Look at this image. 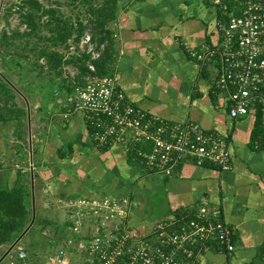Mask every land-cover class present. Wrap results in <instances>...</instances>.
<instances>
[{
	"label": "crops",
	"instance_id": "1",
	"mask_svg": "<svg viewBox=\"0 0 264 264\" xmlns=\"http://www.w3.org/2000/svg\"><path fill=\"white\" fill-rule=\"evenodd\" d=\"M216 19L215 6L206 0H118L116 18L106 28L113 39L111 64L117 89L152 116L174 123L189 119L205 131L223 135L233 153L231 170L198 167L190 160L169 178L143 171L122 145L106 150L95 146L69 80L56 73L49 79H35L30 82L33 93L23 81L14 102L22 111L26 110L17 95L27 103V121L24 116L20 122L0 121V186L31 181L32 220L14 242L0 246V264H46L58 249L67 251L71 264H82L81 253L75 250L80 237L71 231L77 216L69 210L72 204L68 211L62 210L66 247L59 246L45 261L23 262L17 256L31 248L37 253L42 247L34 224L36 208L108 197H131L135 207L128 224L136 235L162 219L192 212L201 198L207 199L230 228L234 249L227 254L217 242H209L200 264L261 263L264 149L255 148L256 120L251 114L231 118L226 99L214 91L216 62L202 66L187 52L189 47L218 42ZM101 46L103 51L105 44ZM73 68V75L78 74ZM152 199L162 207L154 220L148 211ZM70 239L75 244L70 245Z\"/></svg>",
	"mask_w": 264,
	"mask_h": 264
},
{
	"label": "built area",
	"instance_id": "2",
	"mask_svg": "<svg viewBox=\"0 0 264 264\" xmlns=\"http://www.w3.org/2000/svg\"><path fill=\"white\" fill-rule=\"evenodd\" d=\"M207 1L217 9L218 42L189 47L187 52L202 66L216 62L214 91L226 99L231 118L256 110L264 116V0ZM75 50L96 60L102 46L98 48L88 31ZM88 69L92 75L76 88V104L97 128L93 137L99 145L120 144L132 151L141 170L165 178L190 160L229 170V144L219 134L206 132L189 119L174 123L152 116L132 105L117 89L115 77H96L91 62ZM74 205L77 216L71 231L80 237L82 264H200L209 242H217L227 254L234 249L230 228L204 199L192 212L162 219L141 235L129 228L135 207L131 197L83 198ZM68 243L74 244L72 239ZM17 258L26 261V253L20 251ZM46 264L71 263L67 251L60 249ZM259 264H264V256Z\"/></svg>",
	"mask_w": 264,
	"mask_h": 264
},
{
	"label": "trees",
	"instance_id": "3",
	"mask_svg": "<svg viewBox=\"0 0 264 264\" xmlns=\"http://www.w3.org/2000/svg\"><path fill=\"white\" fill-rule=\"evenodd\" d=\"M75 1H79L80 3L85 5L88 8V13L96 17V19L94 20L95 21L94 31L99 36L98 43L96 42L97 38L94 36V34H92L91 32L90 33L92 34L93 42L97 44L98 48H100L102 44H105L104 50L101 51L100 58L96 60H91V56L86 53L77 54L78 56H74V57L65 56L66 54H68V52L63 53L59 50L58 47L62 46L66 50H68L69 48L68 46H70L72 42H74L75 44L79 42L80 38L85 33L86 29L81 24V22H79L78 27H76L75 25L72 26L69 20H62V18L56 16L55 8H44L39 0H22L21 9L26 10L24 14V21H25L24 24L28 28L29 33L19 34L16 32V33H13L12 35L14 36V38L18 39L21 37V35L24 36V35H29L31 33H35L38 30L37 19H41L44 16H48L49 22L54 20L55 24L50 28V32L52 36L49 38L53 46L52 50L50 51L48 49H44L41 52L40 56L45 58L46 63L52 72L56 73V75L61 78L63 76L62 78L63 81L64 80L70 81L69 84L71 87L69 88H70V91L73 90L72 97L74 96L73 98L76 102V96H75L76 88L80 85H83V83L85 82L84 79L86 77H88L89 75H92L90 70L88 69V62L89 63L91 62L95 66L96 74L94 75L96 77H99V78L108 77V76L115 77L114 71L112 70V64H111L113 60V50H112L113 39H112L111 32L106 28V26L108 22L116 18L118 0H102V3L100 4V6H97L96 8L93 6L94 0H75ZM7 34H8L7 31L2 33L1 46H5L6 43L8 42L9 34L8 35ZM67 66H72V67L77 68L78 74L74 76V79L71 78V76H69L68 78L65 75ZM15 67H19L22 69L19 72V74L21 75H19L18 77L26 78L24 82L29 83L28 91H30V93H33V84H30V82H28L32 77L31 76L32 72L26 69L25 64L21 61L15 62ZM25 70H27L28 73ZM24 73H27V74H24ZM4 77H5V74L3 72H0V121L10 120V121L20 122L24 116V111L16 110L10 104V103L16 104L15 102H13L15 100L13 99V96L15 95L12 93V90L17 91V87H15V85L13 86L11 82L9 83V81H11V78L9 77L4 78ZM116 86H117V79H116ZM13 87L15 88L13 89ZM77 108L80 109L79 107ZM83 114H84L83 118L87 125V128L90 130V134L93 137L94 132L97 130V128L91 125L90 120L87 118L86 113L83 112ZM251 115L256 120V127L253 133V139L254 141H257V143L254 142L255 148L264 149V116L262 115L261 110H256L255 112H252ZM240 118H243V117H240ZM206 132H212V131H206ZM216 134H219V133H216ZM219 135L223 137L226 140V142L229 144V151H230L229 170L222 171L215 164H209L208 161H205L203 165H198V164L196 165L195 162L192 161L196 166L215 167L221 172H228L231 170L233 153H232L230 143L227 140V138H225L223 135L221 134ZM19 136H21V134ZM93 142L95 146L99 148V150H106V149L111 148L110 145H106V146L99 145L95 139H93ZM139 147L140 146H136L134 147V149L139 148ZM125 152L128 154V158L132 162H136L135 161L136 159L132 156L133 154H131L132 151H129V152L125 151ZM178 168L179 166L176 168V170ZM29 193L30 191L28 187V182L27 184L23 185L21 184L20 180L16 181V183L12 185L11 187L8 184L0 186V246L6 243L14 242L16 238H18V236L28 227V224L31 220L30 219L31 214H32V210L29 208V201H28V197L30 195ZM202 199L204 198H201L198 202H200ZM204 200L208 202L207 199H204ZM232 243H234L233 236H232ZM27 256L28 255H26V259H27ZM263 256H264V253H263Z\"/></svg>",
	"mask_w": 264,
	"mask_h": 264
},
{
	"label": "rangeland",
	"instance_id": "4",
	"mask_svg": "<svg viewBox=\"0 0 264 264\" xmlns=\"http://www.w3.org/2000/svg\"><path fill=\"white\" fill-rule=\"evenodd\" d=\"M44 8H55L56 16L62 18V20H69L72 26L78 27V23L81 24L86 29L85 32H91L94 34L96 42L98 43L99 36L94 31L95 27V19L96 17L90 15L88 13V8L75 0H39ZM102 0H94L93 6L96 8L100 6ZM22 0H0V72L5 74L6 78H11L12 85L18 87L23 81L26 80L25 77H18L19 72L22 70L19 67H15V62L21 61L25 64V68L32 72V77L28 82H32L35 79H49L50 76H53L54 72L49 69V66L46 63L45 58L41 57V52L44 49L52 50V43L49 38L52 36L50 32V28L55 24L54 20L49 22L48 16H44L41 19H37L38 30L35 33H31L29 35H21L20 38H14L13 33L26 34L29 33L28 28L24 24V9H21ZM8 32V42L5 46H1V35L3 32ZM7 34V35H8ZM71 42V41H70ZM68 50L64 47H58L59 50L63 53H67L65 56H78V51L75 50V44L72 42L70 46H68ZM57 48V49H58ZM71 54V55H70ZM27 71V70H25ZM75 68L72 66L66 67L65 75L69 78V76H75ZM28 73V71H27ZM24 73V74H27ZM31 74V73H30ZM23 75V74H22ZM4 77V78H5ZM36 77V78H35ZM63 78V76H62ZM13 79V81H12ZM28 79V78H27ZM45 80V79H44ZM13 87V89L15 88ZM17 91L12 90V93H16ZM17 97L21 101V106L27 111V103L22 101V97ZM15 99V96H13ZM13 101V100H12ZM33 101V100H32ZM14 102V101H13ZM11 106L20 110L17 104L10 103ZM26 111H24V120L27 121ZM31 183L28 179V184ZM74 202H68V204L63 206H58L51 202L47 204V207H41V210L36 208L35 212V229L38 231L40 235L39 240L41 239V249L36 253H33V249L31 248L26 251L27 260L31 262H35V260L45 261L49 254H54V252L58 249V247H66L64 235L62 234L64 229L63 225L65 224L62 210L77 211L75 207V203L77 201L71 200ZM50 204V205H49ZM29 208L32 210L31 203L29 202ZM162 207L158 201L151 200L148 203V211L151 215V218L156 219L157 215L161 213ZM69 213V212H68ZM68 217V216H67ZM66 217V218H67ZM47 218V219H45ZM32 220V215L31 218ZM45 219V220H44ZM49 219H51L49 221ZM44 220V221H42ZM31 222V221H30ZM30 222L28 226L30 225ZM62 234V236H58ZM37 238V237H35ZM24 240V239H23ZM21 240V244L23 242ZM64 240V242H63ZM75 244V243H74ZM79 244V243H78ZM78 244L75 246V250L80 252V248H78ZM59 250V249H58Z\"/></svg>",
	"mask_w": 264,
	"mask_h": 264
},
{
	"label": "water",
	"instance_id": "5",
	"mask_svg": "<svg viewBox=\"0 0 264 264\" xmlns=\"http://www.w3.org/2000/svg\"><path fill=\"white\" fill-rule=\"evenodd\" d=\"M31 225L28 226V228L30 227Z\"/></svg>",
	"mask_w": 264,
	"mask_h": 264
}]
</instances>
